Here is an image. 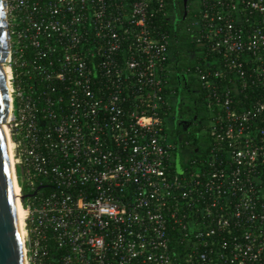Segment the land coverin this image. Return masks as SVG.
<instances>
[{
  "label": "built area",
  "instance_id": "2783aa9c",
  "mask_svg": "<svg viewBox=\"0 0 264 264\" xmlns=\"http://www.w3.org/2000/svg\"><path fill=\"white\" fill-rule=\"evenodd\" d=\"M196 1L191 164L168 0H4L24 264H264V0Z\"/></svg>",
  "mask_w": 264,
  "mask_h": 264
},
{
  "label": "trees",
  "instance_id": "16d2710c",
  "mask_svg": "<svg viewBox=\"0 0 264 264\" xmlns=\"http://www.w3.org/2000/svg\"><path fill=\"white\" fill-rule=\"evenodd\" d=\"M176 0H168V16L169 20H158L157 24L161 28L160 33H167L169 35L170 44V61L175 62L174 70L171 74L172 85L179 93V101L175 109L177 112H193L197 117V121L189 130H185L182 125H178V133L184 135L185 141L189 144L183 143L182 150L185 153V158L189 163H193L195 159H200L206 156L210 146V135L208 133V123L211 115L207 104L203 102L201 94V84H197V79L193 75V81L190 82V74H194L197 64L203 63L204 53L202 48L198 45L196 37L190 31V24L193 20V13L195 12L196 0H189V16L186 21L180 25L175 19V3ZM212 58H210L211 60ZM191 69L190 74L188 70ZM184 97L192 98L194 106H189L183 100ZM179 115H176V118ZM184 142V141H183Z\"/></svg>",
  "mask_w": 264,
  "mask_h": 264
},
{
  "label": "water",
  "instance_id": "95a60500",
  "mask_svg": "<svg viewBox=\"0 0 264 264\" xmlns=\"http://www.w3.org/2000/svg\"><path fill=\"white\" fill-rule=\"evenodd\" d=\"M8 50L6 8L4 0H0V264H24L15 177L7 137L2 127V124H7L10 113L3 71ZM27 197L20 196V199Z\"/></svg>",
  "mask_w": 264,
  "mask_h": 264
},
{
  "label": "flooded vegetation",
  "instance_id": "af4514ba",
  "mask_svg": "<svg viewBox=\"0 0 264 264\" xmlns=\"http://www.w3.org/2000/svg\"><path fill=\"white\" fill-rule=\"evenodd\" d=\"M175 19L180 25L183 21L188 19L189 14V0H176L175 1ZM186 103L189 106H194L192 103V98H186ZM197 116L193 112H181L179 117L176 118L174 123V130L178 132V125H182L185 130H189L195 121H197ZM182 134V133H181Z\"/></svg>",
  "mask_w": 264,
  "mask_h": 264
},
{
  "label": "bare ground",
  "instance_id": "6f19581e",
  "mask_svg": "<svg viewBox=\"0 0 264 264\" xmlns=\"http://www.w3.org/2000/svg\"><path fill=\"white\" fill-rule=\"evenodd\" d=\"M3 71L4 74L7 73V69L5 68V66L3 65ZM2 127L4 129V132L6 134L7 137V141H8V145H9V150H10V154H11V159H12V165H13V171H14V177H15V184H16V192H17V203H18V214H19V227H20V237H21V242L23 240V233H24V226H25V212H24V208L22 205V200L20 199V187L17 183V179L15 176V167H14V145H13V141L11 139L10 136V130L9 127L6 126V124H2Z\"/></svg>",
  "mask_w": 264,
  "mask_h": 264
},
{
  "label": "rangeland",
  "instance_id": "374dc122",
  "mask_svg": "<svg viewBox=\"0 0 264 264\" xmlns=\"http://www.w3.org/2000/svg\"><path fill=\"white\" fill-rule=\"evenodd\" d=\"M192 81H193L192 76H190V82H192ZM182 98L186 102V99L184 97H182ZM6 126H7V124H6ZM180 153H181V149L179 150V160L181 161V155H180ZM182 153L185 156L184 151H182ZM179 167H180V163H179Z\"/></svg>",
  "mask_w": 264,
  "mask_h": 264
}]
</instances>
